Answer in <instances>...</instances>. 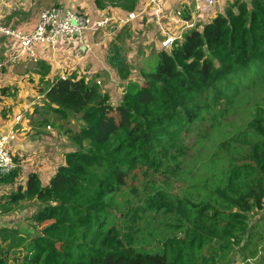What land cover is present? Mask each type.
<instances>
[{
  "label": "trees",
  "instance_id": "trees-1",
  "mask_svg": "<svg viewBox=\"0 0 264 264\" xmlns=\"http://www.w3.org/2000/svg\"><path fill=\"white\" fill-rule=\"evenodd\" d=\"M116 44L110 63L127 80L131 65ZM139 77L116 98L97 78L76 74L41 89L55 114L43 122L59 133L72 119L79 128L63 133L71 150L46 186L36 172L20 179L23 158L11 153L0 214L23 202L36 209L20 226L0 225V264H234L236 247L253 238L249 214L264 212V0H233L211 21L186 28ZM7 93L0 89V101ZM242 118L243 129L222 146L237 143L243 156L230 159L197 200L170 199L188 152L197 165ZM140 174L154 180L139 204L127 190ZM164 215L170 222L148 236L134 228Z\"/></svg>",
  "mask_w": 264,
  "mask_h": 264
},
{
  "label": "crops",
  "instance_id": "crops-1",
  "mask_svg": "<svg viewBox=\"0 0 264 264\" xmlns=\"http://www.w3.org/2000/svg\"><path fill=\"white\" fill-rule=\"evenodd\" d=\"M151 1L134 0V9L127 10L119 5L118 0H0V28L22 34L34 29L45 6H57L64 12L73 11L94 20L106 16L122 19L135 13V17L119 25L114 32L86 31L82 37L73 36L58 44L36 43L33 56L22 49L18 37L0 31V61L7 63L0 74V89L6 88L8 92L0 101V136L11 130L17 133L10 152L23 158L20 179L36 172L43 186L48 185L71 150L70 144L65 143L61 150L54 146L43 151V143L47 141L52 144L57 139L66 140L62 129L59 133L51 123L43 122L55 118L53 111L44 105V96L40 92L43 87L48 88L59 78L76 74L97 78L104 89L110 91L112 98L119 97L129 80L140 79L146 66L157 63L158 53L164 48L162 41L167 35L175 39L181 37L183 31L190 28L187 24L211 21L233 0H211L212 3L208 0H156L160 7L158 12L157 5ZM123 4L131 5L129 1H123ZM113 43H117L122 57L131 65L127 80H122L117 68L110 63ZM11 57L13 61H10ZM4 193L3 188L0 189V198ZM34 207L29 208L35 211ZM18 211L20 209L10 215L0 214V225L17 226L12 222ZM240 245L236 247L240 251V254L236 253L239 261L236 262L235 256L234 264H256L264 256V243ZM254 248L256 255H252Z\"/></svg>",
  "mask_w": 264,
  "mask_h": 264
},
{
  "label": "rangeland",
  "instance_id": "rangeland-1",
  "mask_svg": "<svg viewBox=\"0 0 264 264\" xmlns=\"http://www.w3.org/2000/svg\"><path fill=\"white\" fill-rule=\"evenodd\" d=\"M51 7H57V6H45L43 9L51 8ZM154 66H155L154 63L149 64L148 66L145 67L144 70L146 71L151 70L154 68ZM262 98L264 99V96ZM116 103L114 101V105ZM259 104L264 106V101L260 102ZM250 111L252 110L250 109ZM244 121L245 118H242L239 123L232 125L227 133L215 137L209 146L205 158L199 161L197 165L194 162L193 151L188 152V154L185 157V160L179 166V171H178L179 174L177 178L175 179L171 178L170 188H169L170 199L181 198V199L197 200L198 198L202 197L206 192L209 191L210 184L208 181L210 179L214 178L215 176L223 175V172L225 171L226 166L230 159L240 158L243 156L244 149L239 148L237 143H227L225 146H222V144L224 142H231L232 139L238 135V133L243 129ZM49 128L48 130L51 129ZM78 128H79L78 123L72 119L69 123L63 124L62 131L65 132L67 129L77 131ZM43 144H44V149H43L44 152L53 149L54 146L59 147L60 150L61 148L65 147L64 140H60V139L55 140V142H53L52 144L49 143V141ZM212 154H216L218 158L217 161H211L209 159V156ZM161 178H162L161 175L158 176V179ZM153 180H154L153 177L144 178L142 174H140L137 179L129 178L128 185L131 188H133V190L132 189L127 190L129 193V197L133 198L137 203H139L138 201H143L145 194L147 192L148 193L152 192L150 182H152ZM135 188H137V190H135ZM32 203L33 202H23L19 208L20 211H18V213L16 214V218L14 219L15 221H13L12 223L21 225L26 218L30 217V215H32V213L34 212L33 209L29 208L30 206H33ZM263 214H264L263 211L262 213L257 212L254 214H249L250 225L252 226L256 225V226L252 228L253 238L249 239V242L248 239L246 238L244 240V243L247 242L264 243V226H263L264 221L261 220V216ZM159 219H160L159 221L156 218L151 219L150 226L146 228H143L144 227L143 222L141 220H138L137 225H135L134 228L140 226L139 228L140 232H143L144 235L148 236L150 235V232L154 230V228L157 226L158 223H159L158 229H163V225L161 224V221L163 223L170 222V218L165 215L161 216ZM257 223H260L261 226H259ZM185 231H186V226L176 230V234H178V236L181 237L185 234ZM140 232L138 233V236H140ZM240 246H238V248ZM238 254H240V251H238ZM201 255H205V254L201 253ZM263 258L264 256L260 257V260L256 261L255 263L264 264ZM237 261H239L238 257L236 259V262Z\"/></svg>",
  "mask_w": 264,
  "mask_h": 264
},
{
  "label": "built area",
  "instance_id": "built-area-1",
  "mask_svg": "<svg viewBox=\"0 0 264 264\" xmlns=\"http://www.w3.org/2000/svg\"><path fill=\"white\" fill-rule=\"evenodd\" d=\"M212 3L211 0H208ZM156 11H160V7L156 0L151 1ZM135 14H130L127 18L117 19L114 17H104L103 19L94 20L84 15H78L73 11H62L59 7L46 8L41 11L40 18L30 33L22 34L14 30L1 27L0 31L6 35H14L21 41L22 49L33 56V46L36 43L58 44L65 39H72L73 36L82 37L86 31L101 32L103 30L114 32L118 23L129 22ZM187 24V27H192ZM175 37L167 35L162 41L164 48H170ZM14 58L11 57L10 61ZM5 61H0V74L6 66ZM65 78V77H63ZM17 138L15 130H11L0 136V178L15 167L13 155L10 152V145Z\"/></svg>",
  "mask_w": 264,
  "mask_h": 264
},
{
  "label": "bare ground",
  "instance_id": "bare-ground-1",
  "mask_svg": "<svg viewBox=\"0 0 264 264\" xmlns=\"http://www.w3.org/2000/svg\"><path fill=\"white\" fill-rule=\"evenodd\" d=\"M59 8H60V7H59ZM130 14H132V13H130ZM130 14H129V15H130ZM133 14H135V13H133ZM129 15H128V16H129ZM128 16H127V17H128ZM114 18H116V17H114ZM127 23H128V22H127ZM123 24H125V23H118L117 27H118L119 25H123ZM117 27H116V29H117ZM8 174H9V173H8ZM6 175H7V174H6Z\"/></svg>",
  "mask_w": 264,
  "mask_h": 264
}]
</instances>
